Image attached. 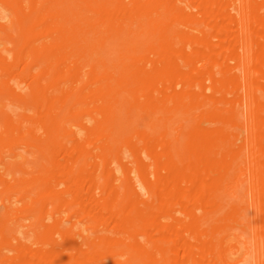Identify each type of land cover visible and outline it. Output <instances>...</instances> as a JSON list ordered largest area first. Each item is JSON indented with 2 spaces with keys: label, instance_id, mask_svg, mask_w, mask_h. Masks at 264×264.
Returning a JSON list of instances; mask_svg holds the SVG:
<instances>
[{
  "label": "bare ground",
  "instance_id": "6f19581e",
  "mask_svg": "<svg viewBox=\"0 0 264 264\" xmlns=\"http://www.w3.org/2000/svg\"><path fill=\"white\" fill-rule=\"evenodd\" d=\"M0 264H264V0H0Z\"/></svg>",
  "mask_w": 264,
  "mask_h": 264
}]
</instances>
